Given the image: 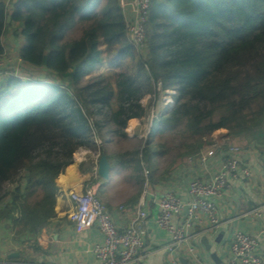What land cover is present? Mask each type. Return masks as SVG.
<instances>
[{"label": "trees", "instance_id": "1", "mask_svg": "<svg viewBox=\"0 0 264 264\" xmlns=\"http://www.w3.org/2000/svg\"><path fill=\"white\" fill-rule=\"evenodd\" d=\"M100 2L18 0L10 13L0 0V56L11 15L23 26L20 59L53 79L0 78V219L22 231L39 233L56 217L57 182L77 151L105 125L126 138L128 122L143 118L141 102L156 86L176 96L151 129L160 135L183 127L190 152L221 129L264 136V0H152L143 56L128 41L119 0L97 9ZM79 27L81 38L66 41ZM102 42L116 88L92 75L104 61ZM91 107L101 121L93 123ZM151 148L147 143L133 161L149 167ZM14 183L11 194L4 191Z\"/></svg>", "mask_w": 264, "mask_h": 264}, {"label": "crops", "instance_id": "2", "mask_svg": "<svg viewBox=\"0 0 264 264\" xmlns=\"http://www.w3.org/2000/svg\"><path fill=\"white\" fill-rule=\"evenodd\" d=\"M17 1L6 0L10 13ZM106 1L101 0L96 8L102 9ZM119 2L125 18L131 19L135 0ZM22 27L19 22L12 21L9 15L2 37L7 55L6 68L13 70L20 78L31 75L34 70L20 59V50L26 43L21 33ZM100 50L104 61L94 73L102 66L110 68L105 62L107 54L103 53V50L107 52L105 42L101 43ZM108 68L104 67L105 70ZM137 126L138 119L128 122L126 138L135 137ZM112 135L108 133L107 139ZM110 147L111 144L102 145L103 151L100 149L98 154L91 157H74V165L67 168L57 182L56 217L39 233L22 231L20 227L15 228L13 222L0 219V264H99L94 247L103 240L101 232L94 227L78 234L69 219L75 208L72 194L83 192L89 187H94L98 192L110 218L120 230L129 227L140 202L145 203L143 208L149 213L145 223L144 254L147 257L139 264H170L174 257L178 258L180 264H228L232 257L231 243L238 232L255 236L259 243L258 251L264 253V209H261L264 206V136L258 139L234 136L228 130L221 129L212 134L210 140H204L197 151L190 152L181 146L182 151L167 163L158 162L167 155L164 149L152 146L154 157L149 167L145 164L135 166L129 158L142 149L112 153ZM232 147L239 148L234 156L251 174L248 178L239 176L232 180L226 195L214 200L217 219L222 225L209 230L210 220L200 216L193 222L191 229L195 237L173 254L169 253L166 248L171 244L172 236L156 222L159 201L165 195L172 194L184 203L191 202L193 196L189 190L190 184L197 180L209 183L231 156ZM102 156H106L111 165L107 180L95 173ZM256 209H261L258 214L253 213ZM186 217L185 209L175 215L172 221L175 225H182ZM190 249L194 250L193 253Z\"/></svg>", "mask_w": 264, "mask_h": 264}, {"label": "built area", "instance_id": "3", "mask_svg": "<svg viewBox=\"0 0 264 264\" xmlns=\"http://www.w3.org/2000/svg\"><path fill=\"white\" fill-rule=\"evenodd\" d=\"M152 0H135L134 16L126 19V34L128 41L141 55L146 54L147 23ZM6 53L0 56V78L18 77L13 70L6 69ZM239 148H231V156L222 164L216 176L209 182L193 181L189 190L193 200L189 203L182 202L178 197L167 194L158 203L159 213L156 218L158 226L171 234L172 242L166 248L173 254L178 248L187 245L194 237L191 233L193 222L200 216H206L211 223L209 230L220 227L222 224L217 219V207L214 200L226 195L231 187V181L239 176L250 177V170L243 168L234 156ZM98 174V167L95 169ZM75 204L69 219L74 224L78 234H82L97 227L103 236L102 242L94 247V254L99 264H139L147 257L144 254L146 246L145 223L149 213L140 202L129 227L120 230L110 218L106 205L102 202L94 187H89L83 192L72 194ZM123 209V207L121 208ZM187 211V217L182 225H175L173 217L181 211ZM264 209V206L261 208ZM261 209L253 213L258 214ZM259 243L255 236L238 232L231 243L232 257L228 264H264V253L258 251ZM193 253V249H190ZM170 264H180L177 257L171 259Z\"/></svg>", "mask_w": 264, "mask_h": 264}, {"label": "rangeland", "instance_id": "4", "mask_svg": "<svg viewBox=\"0 0 264 264\" xmlns=\"http://www.w3.org/2000/svg\"><path fill=\"white\" fill-rule=\"evenodd\" d=\"M82 33L83 31L81 27L76 28L73 30L72 33L69 34L66 41L78 40L81 38ZM103 53L107 54V52L104 50H103ZM104 67L108 68L107 66H102L97 72L93 73L92 75L93 76L95 75L96 77H98V76H101L102 74L103 76L107 77L108 80L111 81V83L113 84V87L116 88V76L115 75L117 71L111 70L110 68H108V70H105ZM38 74L39 75L33 72V75H28L27 77H23L22 79L24 82H32V80L34 79L35 80L43 79V81L47 83H50V81L53 82L52 78L47 77V76L42 77L41 73H38ZM93 76L87 77L85 79V82H87L89 78ZM156 88H157L156 89L157 92L154 95L146 96L141 102L143 107L145 108V114L143 118L138 119L137 130L134 134L135 137L129 139V138L120 137L118 135H112L109 139H107L108 138L107 134L109 130L112 129V127L105 125L104 132H102L101 135L96 134V132H93V139L89 147H84V148L79 149L77 153L75 154V158H81L82 156L91 157L93 155H96L99 153L100 149L102 150V145L108 146L109 144H111L110 149L112 150L110 151L112 153H116L118 150L121 152V150H126V149H133V150L140 149L141 150L145 147L147 143L150 142L153 147H156L158 149L160 148L161 150L164 149L163 151L167 153L165 158L160 159L158 162H161V163L170 162L174 156H176L178 153L182 151L181 146H184L187 140L183 139V134H182L184 133L183 127L181 129H178L177 131H166L160 135L156 134L154 129H151L152 123L155 120H157V118L161 114H163V112L166 109H169L171 106L174 105V102H175L174 97L176 96V92L173 89L163 90L161 86H156ZM118 105H119L118 101L114 99L112 101V108L114 110H117ZM90 110L93 113V117H92L93 123H94V120L95 121L102 120L101 115L99 114L100 111L98 108L91 107ZM102 137L104 138L103 141H101ZM211 137L212 135L205 138V140H210ZM129 158L133 160L132 156H129ZM133 164L137 166V163H135L134 161H133ZM141 173L145 175V172L142 170H141ZM16 187H17V183L6 184L4 186V191L11 194L12 191ZM35 198L36 197H34L33 199Z\"/></svg>", "mask_w": 264, "mask_h": 264}, {"label": "water", "instance_id": "5", "mask_svg": "<svg viewBox=\"0 0 264 264\" xmlns=\"http://www.w3.org/2000/svg\"><path fill=\"white\" fill-rule=\"evenodd\" d=\"M111 170V165L108 162V159L106 156H102L99 167H98V174L103 179H109V174Z\"/></svg>", "mask_w": 264, "mask_h": 264}]
</instances>
